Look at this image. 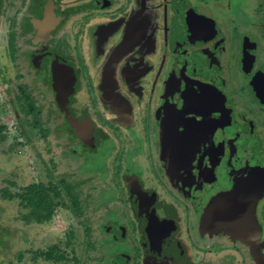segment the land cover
<instances>
[{
	"label": "flooded vegetation",
	"instance_id": "af4514ba",
	"mask_svg": "<svg viewBox=\"0 0 264 264\" xmlns=\"http://www.w3.org/2000/svg\"><path fill=\"white\" fill-rule=\"evenodd\" d=\"M180 1L181 8L173 0H108L105 6H98L99 0H39V6L32 9L35 17L29 18L27 24V30L33 31L32 42L40 44L32 51L33 59L37 66L42 62L49 63L54 103L71 122L72 133L82 141L88 133L84 138L93 139L98 146L109 144L104 148L97 147L99 152L94 155L103 157L111 185L107 188L114 190L116 200H120L118 212L124 219L121 224L114 220L101 226L102 232L110 234L112 239H108L116 244L114 251L121 250L114 255L112 263L241 264L244 257L246 260L250 256L253 264H260L258 261L264 256H255L252 247L259 239L264 240V193L256 200L254 210L248 212V218L255 220L252 227L248 221L245 223L233 217L230 209L227 210V207L235 210L237 202L230 200L218 204L214 199L220 192H230L237 183L241 186L249 183L252 177L258 179V184L260 178L264 180L263 173H259L264 172L261 145L264 131L262 135L255 130L256 123H261L259 113L264 112V102L253 88L263 91L264 96V67L257 65L249 35L238 31L231 9L232 0ZM158 2L166 3L161 11L156 8ZM211 5L221 14L219 27L201 12L206 10L202 8L210 9ZM224 7L228 9V15L223 14ZM263 7L260 0H255V20L246 16L244 21L249 24L243 26H262L264 33ZM185 9L192 11L188 16L193 20L184 30L188 33V43L183 44L181 52H175L179 53L180 63L184 66L179 70L172 64V41L176 42L179 35L173 36L175 32H171V26L180 15V19L183 17ZM34 20L42 22L41 30L35 27ZM67 23L70 28H64ZM84 26L88 33L85 41L80 38ZM105 28L109 29L106 37L103 36ZM100 30L103 39H98ZM233 34H237L238 44L236 67L243 71L244 88L241 84L238 88L252 93L260 106L254 103L245 109L238 106L243 98L238 97L237 92L234 97L228 93V105L221 89L190 69L198 56L194 50L198 53L200 49L194 44L209 40L211 45L202 54V63L209 59L217 69L225 67L224 61L216 59L215 55L217 51L220 54L225 51L226 40ZM68 35L72 37L71 42ZM182 37H179L180 43H183ZM262 39L260 47L264 55V35ZM96 42L101 43L99 52L92 49ZM68 51L73 53L70 59ZM244 53L248 59L242 65ZM147 57L150 65L145 63ZM54 65L67 71L64 82L59 83L56 91L52 84ZM214 79L225 87L228 84L221 72L215 74ZM141 81L147 85H142ZM127 89L132 93L129 97L133 99V106L122 93ZM144 89L149 90L145 93ZM102 102L107 108L113 106L121 112L123 121L104 109ZM0 117L3 119L4 116ZM147 117L149 122L144 120ZM14 119L18 121L15 116ZM6 122L0 121L5 137ZM13 123L11 121L12 126ZM110 126L117 127V142L122 147L125 144L122 151L119 146L110 144L111 135L106 131ZM90 149L94 151L96 147ZM135 155L143 156L147 166L145 173L132 168ZM150 160L155 165L154 171L148 167ZM126 165L127 170L124 169ZM101 185L104 187V182ZM221 215L225 216L221 218ZM222 221L225 224L220 234ZM255 229L261 234L258 235ZM204 231L213 234L214 242L221 238L225 242H220L219 247L210 246V241L205 242Z\"/></svg>",
	"mask_w": 264,
	"mask_h": 264
},
{
	"label": "rangeland",
	"instance_id": "374dc122",
	"mask_svg": "<svg viewBox=\"0 0 264 264\" xmlns=\"http://www.w3.org/2000/svg\"><path fill=\"white\" fill-rule=\"evenodd\" d=\"M107 1L108 0H99L98 6H105ZM214 1L217 2L218 0ZM260 1L261 5L264 6V0ZM38 2L39 0H0V116H4L3 119L0 117V121L7 120L6 127L8 126V129L6 128L7 136L4 140L1 139L2 134L0 133V264H60L64 261L63 259L60 261L46 260L41 255L43 251L53 246V244L57 248L63 249L67 258H78L80 260L78 264H114L112 263L114 261V255H116L117 252H121V250L118 248L114 251L116 244L108 239H112L110 234L106 235L102 232L101 226L106 222L113 223L114 220L120 224L122 223L124 219L118 212L121 203L119 199L116 200L115 191L107 188L111 185L108 180L109 175L105 171L103 157L100 154L94 155L95 152H99L97 146L96 150L93 151L90 149L89 145L86 146L85 142L75 136L71 131L70 122L66 120L62 110H59L54 103V94L49 84V63L42 62L39 63V66L35 65L33 59L35 55L34 53L32 54V51L40 44L32 42L33 31L27 30V24L29 18L35 17V14L32 13V9L34 6H39ZM173 3H176L177 6L181 8L180 0H173ZM254 3L255 0H232L231 6L233 7L231 9L236 19L235 24L239 27L238 31L246 32L251 41H253L252 49L256 55L257 65H262V67H264V55L261 53L262 49L260 47V42L263 40L262 38L264 35L263 27L246 28V26H243L249 24L247 21H244L246 16L249 20L252 18L255 20L253 15ZM19 4H21V6ZM165 6L166 3L164 5V2H158L156 8H159V11H161ZM202 9H206L205 11L201 10V12L209 16L213 22L215 21L217 27L221 26V21H219L221 14L217 10V7H212L211 5L210 9L206 7ZM191 12L190 9H185L183 11V17L180 19V15L178 21L174 22V26H171V32H175L173 36L177 34L179 37L183 36V43H180L179 37L176 38V42L172 41V51L174 54L172 57V64L174 67H178L179 70L183 69L184 66L180 63L179 53L177 55L175 52H181L182 49H184L183 44L188 43V33L184 30L187 23L193 20L192 16H188ZM222 12L223 14L229 13L228 9L225 7ZM262 23H264V21H262ZM10 25L16 27L15 41L17 52L15 54V60L11 59L7 46ZM64 28H70L68 23ZM106 28L103 31L104 37L109 34V29ZM100 29H102V27ZM232 31L233 30L230 32L232 33ZM100 34L101 35L98 36V34L94 32V35L96 37L98 36V39L102 38V30H100ZM67 37L71 42L72 37L70 35ZM85 37L88 38L86 26H84L80 38L85 41ZM236 37L237 34H233V36L228 38L225 44V51L222 54L217 51L215 55L216 59L224 61L225 67L217 69L209 59H204L202 63V54L205 53L206 48L211 45V40H209L206 43L199 42L194 44V47L200 49L198 53L194 50V53L198 56L194 62H192L191 68H189L192 69V71L199 72L201 74L199 75L208 80L210 84L221 89L227 99L228 105H230L228 93L234 97L237 92L238 97L241 95V98H243L242 103H239L238 106L243 107V109L250 106L251 103L260 106L261 103L256 102L252 93L245 89L242 90V88H244V84L242 83L243 71L236 67V54L238 55L236 52L238 47L237 40H235ZM94 39L96 40V38ZM96 43L97 45L95 43L92 45V49L99 52L101 51L99 47L101 43ZM180 45H182V47H180ZM211 48L214 49V46H211ZM185 49H187L186 45ZM72 57V51H68V59ZM262 59L263 61H261ZM145 63L148 65L151 64L148 57ZM189 63H191V61ZM156 66L157 65H155V67ZM212 67H215L213 68L214 71L211 70ZM175 70L173 72H175ZM214 72L218 75H220L221 72L224 75V78L228 80L226 87L221 85L218 79L213 80L215 75L213 74ZM142 83L143 81H141V84ZM146 83L148 82L146 81ZM231 83L232 85H230ZM240 84L242 88H238ZM23 90L35 99V106L40 109V116L42 119H39L41 124L37 128L29 123L32 115H24L20 106L22 101L20 102L17 100V96L20 94L21 96L23 95ZM148 90L149 89H144L145 93L148 92ZM162 91L164 90L162 89ZM122 93L129 100L130 105L133 106V99L129 97L132 93H130L128 89L127 91L122 90ZM68 94L69 92L65 94L66 101L68 100ZM138 98L139 96H136V99ZM102 104L105 106L104 109L108 110L111 115L122 120L121 112H118L113 106L107 108L104 102H102ZM248 110L253 111V109ZM65 111H68L66 107ZM263 113L264 112L259 113L261 123L264 121ZM14 116L17 117V122ZM46 118L49 119V122L46 121ZM144 120L149 122L148 117L144 118ZM11 121L14 122L13 126L11 125ZM261 123H256L257 126L255 130L263 135L264 123L263 125ZM9 126L11 128H9ZM236 127H239L238 124ZM41 129L45 131H41ZM106 131L111 135L110 144L113 147L119 146L121 151L125 149V144H123L122 147L119 142H117V127H107ZM87 134L88 133L84 134L83 137H86ZM101 141L102 140H100V142ZM108 145L107 143H101L99 147L104 148ZM261 145L262 149H264V135L261 139ZM100 152H102V150ZM92 159H95L92 163L96 164V169L91 167ZM131 163L134 170L141 169L144 173L146 172L145 168H147V166H145L143 156L135 155ZM126 166L124 169L127 170L128 166ZM154 166L153 160H150V166L148 167H151V170L154 171ZM249 174L251 175V172H249ZM60 177L66 178L73 185L77 184L74 192L77 196V200H79L77 205L72 204L69 196H66L64 192V205H58L54 210L53 218L43 224L22 220L21 215L25 214L28 209L21 205L17 197L10 200L4 196L5 190L10 193L18 192L22 187L31 182H57ZM262 179L263 178H260L259 180L261 186L258 189L259 194L255 199H258L262 193H264V180ZM112 181L114 180L112 179ZM257 181L252 177L248 183L249 188H247V191L243 194L244 198L247 197L246 200L250 202L254 201V192L250 194L249 192L251 190L253 191V187L256 185ZM102 182H104V187L101 185ZM113 187H117V185H113ZM254 205H256V201L251 204V206ZM78 207V211L82 213L77 211ZM228 209H230L233 217L235 216L239 220L242 219L245 223L248 221L251 227L255 224V220H253L252 217L248 218V210L244 212L243 209L234 210L233 208L227 207V210ZM224 216L221 215L220 217L223 218ZM192 221H195V219ZM224 224L223 221L220 222L221 229L218 231L220 234L222 233ZM87 226L91 229L88 234H85V228ZM255 232H257L258 235L261 234L257 229H255ZM203 237L205 242L210 241L208 244L213 247H219L220 242H225V240L221 238L215 241L218 242V244H216L213 241V234L208 231L203 232ZM226 238L230 239L228 235H226ZM88 239L91 243L90 245H86ZM243 239L245 240L246 238ZM230 240L232 242V239ZM233 245L235 244L233 243ZM252 249L254 251H251H253L255 256L260 254L264 256V240L259 239ZM260 249H263V251ZM261 252H263V254ZM22 253H24V255L19 259V255ZM248 254H250L249 249ZM249 258L250 256L245 260L244 257L241 264H253V261ZM258 262L264 264V257L260 258ZM67 263L69 262L67 261ZM254 264L258 263L254 262Z\"/></svg>",
	"mask_w": 264,
	"mask_h": 264
},
{
	"label": "trees",
	"instance_id": "16d2710c",
	"mask_svg": "<svg viewBox=\"0 0 264 264\" xmlns=\"http://www.w3.org/2000/svg\"><path fill=\"white\" fill-rule=\"evenodd\" d=\"M12 26V25H11ZM12 26L11 30L8 33V41L7 46L9 50V54L12 60H15V54L17 52V46L15 41V30ZM23 95L21 94L17 96L18 101H22L20 106L22 108L24 115H32L31 120L29 123L37 128L40 126L39 119H42L40 116V109L39 107L35 106V99H33L30 94H28L25 90H23ZM17 119V117H16ZM18 120V119H17ZM46 121L49 122V119L46 118ZM71 123V122H70ZM3 126L0 125V131L2 130ZM41 131H45L41 129ZM1 133V132H0ZM47 133V130H46ZM2 134V133H1ZM1 139L4 140L5 136H1ZM83 141L85 142L86 146L92 147H99L97 144H94L93 139L87 140L83 137ZM90 147V148H92ZM91 167L96 169V164L91 162ZM75 187L77 184H72L66 178L60 177L57 182L53 181H36L27 184L26 186L22 187L20 191L10 193L9 191L5 190L4 196L8 199H13L17 197L21 205L27 208V212L21 215L22 220L26 222H33L36 224H43L45 222L50 221L53 218L54 210L58 205H64V192L66 196H69L70 202L72 204L77 205V196L74 192ZM80 203V202H79ZM79 210V207L77 211ZM79 213H82L78 211ZM90 231V227L87 226L85 228V234H88ZM91 244L89 239L86 241V245ZM24 255L22 253L19 255V259L21 256ZM41 255L46 260H53V261H62L60 264H78L80 260L76 257H66L63 249L57 248L54 244L50 246L45 251L41 253ZM67 261L69 263H67ZM82 261V260H81Z\"/></svg>",
	"mask_w": 264,
	"mask_h": 264
},
{
	"label": "water",
	"instance_id": "95a60500",
	"mask_svg": "<svg viewBox=\"0 0 264 264\" xmlns=\"http://www.w3.org/2000/svg\"><path fill=\"white\" fill-rule=\"evenodd\" d=\"M42 22H40L39 20H34V24H35V27L38 29V30H41V27H42ZM46 28H47V25H46ZM246 46H248V44H246ZM246 59H248L247 55H243V58H242V65H245V62H246ZM52 84H53V87H54V90H59V83L61 82H64V79L66 77V72L64 69H62L61 66H53L52 68ZM253 88L255 89L256 91V95L257 97L262 101L264 102V96H263V91L261 92L258 88H256L255 86H253ZM64 91V90H63ZM62 91V92H63ZM61 106L63 105L60 104ZM259 173H263L262 171H259ZM256 185H259L258 187H260L261 185L258 184V182H256ZM247 188H249V185L248 183H243V186L241 185H238V183L236 184V186L234 187V189H232L230 192H225V193H222L220 195H218L217 197H215L214 200H216V203L218 202V204L220 203H227L229 202L230 200L232 202H237V207L235 208V210H240V209H243V210H248L249 213H251L254 209V206H251V204L256 201L257 199H255L257 196H258V189H257V186H254L253 187V191L251 190L249 192L250 193H253V199L254 201H248L246 200L247 197L244 198V193L245 191H247ZM236 198V200H235ZM250 205V206H249ZM229 208V207H228ZM243 227V226H242ZM253 235H255V232L253 233ZM239 236H242V233H239Z\"/></svg>",
	"mask_w": 264,
	"mask_h": 264
}]
</instances>
